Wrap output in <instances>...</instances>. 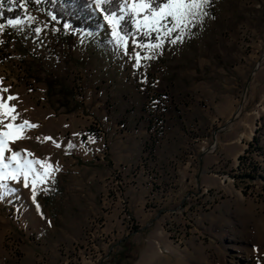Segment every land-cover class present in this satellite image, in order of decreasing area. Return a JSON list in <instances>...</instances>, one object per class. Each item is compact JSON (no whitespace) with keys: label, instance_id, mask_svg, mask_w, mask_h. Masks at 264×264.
Returning <instances> with one entry per match:
<instances>
[{"label":"rangeland","instance_id":"1","mask_svg":"<svg viewBox=\"0 0 264 264\" xmlns=\"http://www.w3.org/2000/svg\"><path fill=\"white\" fill-rule=\"evenodd\" d=\"M134 2L123 0L124 11L116 14L125 16L117 31L126 37V48L116 40L100 44L116 39L101 11L102 26L95 32H71L38 0H22L20 24L0 22V101L16 115L13 121L0 113V131L24 121L38 125L8 140L3 163L19 152L9 170L25 160L59 169L38 187L39 212L31 181L29 187L22 178L4 182L0 264H129L132 256L131 264H264V0H211L208 15L181 41L170 42L179 35L174 32L154 54L139 47L160 41L156 32L146 36L137 30L133 20L147 13L133 12ZM148 55L151 59H143ZM113 88L124 93L123 119L145 115L164 135L168 115H179L185 133L206 137L201 152L219 145V166L211 164L207 176L184 183L176 201H144L143 208L162 209L151 246L130 204L136 224L127 230L121 207L107 199L111 170L104 169L105 152L91 159L81 153L83 144L88 150L89 142L106 135L86 100L104 99L100 107L109 112ZM76 106L81 123L66 115ZM145 155L149 159L148 149ZM33 167L45 171L40 164ZM118 223L123 229L117 232ZM138 232L142 235L133 240ZM127 238L134 246L122 258ZM72 241L77 244L69 246Z\"/></svg>","mask_w":264,"mask_h":264},{"label":"crops","instance_id":"2","mask_svg":"<svg viewBox=\"0 0 264 264\" xmlns=\"http://www.w3.org/2000/svg\"><path fill=\"white\" fill-rule=\"evenodd\" d=\"M110 92L113 107L109 112L100 107L104 99L86 100L85 108L95 109L106 135L104 139L89 142L88 150L83 144L81 153L91 159L95 156L101 158L102 152H105L106 172L114 169L121 171L127 181L126 192L133 216L138 220V228L142 232L148 231V244L151 246V241L158 236L156 224L161 223L162 209L143 208L144 201L147 198L158 199L164 205L176 201L184 193V183L190 184L192 179L196 182L204 173L207 176L211 164L219 166V145L209 153L201 152L200 147L206 137L185 133L180 127L183 118L179 115H168L169 126L164 135L155 132L154 121L150 123L145 115L141 118L128 115L123 119L121 114L126 110L124 93L120 88H113ZM80 108L66 115L76 116L81 123ZM147 149L150 151L149 159L145 158ZM122 229L123 226L118 223L117 232ZM142 232L133 236V240ZM73 244L77 242L72 241L69 246ZM102 244L108 246L109 241Z\"/></svg>","mask_w":264,"mask_h":264},{"label":"snow or ice","instance_id":"3","mask_svg":"<svg viewBox=\"0 0 264 264\" xmlns=\"http://www.w3.org/2000/svg\"><path fill=\"white\" fill-rule=\"evenodd\" d=\"M10 2L15 3L16 0H10ZM109 0H96L97 5L107 4ZM211 4V0H165L163 3H158L157 0H135L131 5L132 11L139 15L142 12H145L142 20H133V23L136 25L138 31H143L144 35L151 36L152 32L157 33L156 39L160 41L159 43H150L147 45H139V47H146L148 49L154 50L161 48L163 44L164 37H171L172 33L179 32L174 39H171V43H177L183 39L186 30H190L191 27L195 26L196 23L200 22L204 16H207L208 13L205 11L207 7ZM155 5V7H153ZM0 7H3V3L0 2ZM23 7V5H21ZM121 11H124L122 8ZM125 19L124 15L116 16L115 13L111 15H106L105 20L112 27V34L116 38L117 43H123L125 48L127 47L126 37L121 36L117 29L120 28V23ZM10 25H18L21 23L19 19L9 20ZM169 23L171 26H169ZM2 28V26H0ZM161 29L163 33L161 35ZM37 32L40 29L36 30ZM136 67L140 66L141 56L139 53H136ZM143 59H151V55L143 57ZM7 91V89H4ZM9 100L15 99V97H8ZM14 108L9 107L3 101H0V113L5 116L10 115L11 119L14 121L16 115H13ZM9 131H0V190H7L8 185L4 183L8 180H14L19 182L20 179H23L24 187H29V182L31 181V190H32V200L36 204L37 211L40 210V204L37 202L36 197L38 194L39 185L44 184L48 179L52 178V173L58 171V167L51 164H47L41 160H25L17 164V167L10 169V164L13 160H16L20 157L19 152H13L12 157L10 158L9 164H4V152L7 147L8 140H16L23 138L22 129L25 127H38V125H31L30 122L24 121L23 124L19 126H13L12 124L6 125ZM51 139V138H46ZM57 147L60 145L57 143ZM69 148L74 147L71 143L68 145ZM11 150V149H7ZM31 155V153H28ZM40 164L45 171L41 173L33 165ZM46 190V189H42ZM11 191H15L12 189ZM7 194V191H0V199Z\"/></svg>","mask_w":264,"mask_h":264},{"label":"trees","instance_id":"4","mask_svg":"<svg viewBox=\"0 0 264 264\" xmlns=\"http://www.w3.org/2000/svg\"><path fill=\"white\" fill-rule=\"evenodd\" d=\"M42 6L54 16L60 25H65L71 32H78L80 30L95 32L100 30L102 26L100 11L105 15L112 13L119 14L123 6V0H109L107 4L97 5L96 0H38ZM3 7H0V22L22 18L25 14L22 5V0H16L15 3L10 0H0ZM158 3H163L165 0H157ZM95 5V6H94ZM96 7V8H95ZM155 7V5H153ZM125 26V21H123ZM116 39H101L100 44L103 47H108ZM117 42V40H116ZM78 106L70 108L68 112L75 110ZM124 239L123 243L126 248L121 255L124 258L131 252L133 243ZM138 251V248L135 249ZM136 259L132 256L129 264Z\"/></svg>","mask_w":264,"mask_h":264},{"label":"built area","instance_id":"5","mask_svg":"<svg viewBox=\"0 0 264 264\" xmlns=\"http://www.w3.org/2000/svg\"><path fill=\"white\" fill-rule=\"evenodd\" d=\"M243 149H246L243 148ZM205 150V149H202ZM121 175L120 170H112L108 174V191H107V199H109L110 205L113 204L115 206H120L119 215L123 219L126 220L127 230H130L132 226L136 224V222L131 218L130 212L128 210L129 200L126 195L127 182L125 179L119 177ZM222 177V176H221ZM221 178V181H223ZM113 198L114 201H113Z\"/></svg>","mask_w":264,"mask_h":264}]
</instances>
